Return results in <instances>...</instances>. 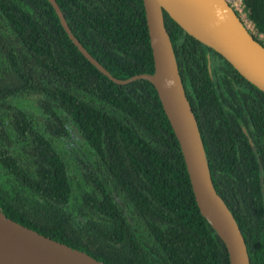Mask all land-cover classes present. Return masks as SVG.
I'll return each instance as SVG.
<instances>
[{"label":"trees","instance_id":"obj_1","mask_svg":"<svg viewBox=\"0 0 264 264\" xmlns=\"http://www.w3.org/2000/svg\"><path fill=\"white\" fill-rule=\"evenodd\" d=\"M56 2L113 76L152 71L142 0ZM243 2L264 43V0ZM162 13L212 183L264 264V92ZM0 209L103 264H228L153 85L100 72L47 0H0Z\"/></svg>","mask_w":264,"mask_h":264},{"label":"water","instance_id":"obj_2","mask_svg":"<svg viewBox=\"0 0 264 264\" xmlns=\"http://www.w3.org/2000/svg\"><path fill=\"white\" fill-rule=\"evenodd\" d=\"M53 7L67 36L83 56L116 83L146 78L153 85L183 158L200 214L222 240L228 264H249L241 230L212 183L193 110L178 71L162 10L184 31L225 58L264 92V43L242 23L226 0H142L152 71L113 76L72 33L56 0ZM0 264H103L88 252L38 232L0 209Z\"/></svg>","mask_w":264,"mask_h":264},{"label":"built area","instance_id":"obj_3","mask_svg":"<svg viewBox=\"0 0 264 264\" xmlns=\"http://www.w3.org/2000/svg\"><path fill=\"white\" fill-rule=\"evenodd\" d=\"M229 5L236 11L245 27L253 34L256 35V30L253 26L252 21L247 16V9L244 5L243 0H226ZM261 36V34H257Z\"/></svg>","mask_w":264,"mask_h":264},{"label":"rangeland","instance_id":"obj_4","mask_svg":"<svg viewBox=\"0 0 264 264\" xmlns=\"http://www.w3.org/2000/svg\"><path fill=\"white\" fill-rule=\"evenodd\" d=\"M15 101H17V99H15ZM23 103H25V100H23ZM27 105L33 106V103L31 100H29V102L26 103Z\"/></svg>","mask_w":264,"mask_h":264}]
</instances>
